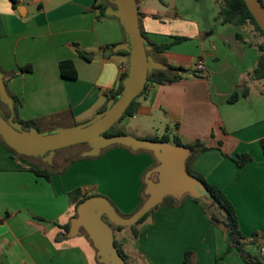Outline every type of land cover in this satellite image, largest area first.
Returning <instances> with one entry per match:
<instances>
[{
	"label": "crops",
	"instance_id": "1",
	"mask_svg": "<svg viewBox=\"0 0 264 264\" xmlns=\"http://www.w3.org/2000/svg\"><path fill=\"white\" fill-rule=\"evenodd\" d=\"M98 2L17 0L13 5L0 0V73L7 94L18 103L12 120H36L42 133H50L87 123L106 110L128 62L125 56H107L104 48L124 43L126 35L111 16L98 17ZM138 10L149 40L187 39L165 52L149 53L155 62L186 72L178 73V82L150 87L134 115L118 128L137 139L167 136L182 145L205 143L209 150L196 156L190 169L233 205L247 240L257 235L246 253L264 262L258 249L264 244V79L252 78L264 37L243 26L221 25L216 0H140ZM66 60L74 65V80L60 75L59 63ZM199 60L206 77L195 71ZM27 66L30 73L19 71ZM234 93L238 100L230 104ZM87 150H60L49 167L58 171L45 179L28 170H38L35 163L0 144V264H91L82 251L67 245L75 237L66 233L60 238V226L76 216L79 199L70 198L76 189L112 193L121 214L137 210L139 177L153 168L152 158L123 148L83 157ZM243 154L250 162L239 168L234 160ZM142 225L140 234L123 229L114 235L127 264H183L186 251L194 253L193 264H249L228 248V235L213 227L190 198L158 208ZM94 261L98 264L96 256Z\"/></svg>",
	"mask_w": 264,
	"mask_h": 264
},
{
	"label": "water",
	"instance_id": "2",
	"mask_svg": "<svg viewBox=\"0 0 264 264\" xmlns=\"http://www.w3.org/2000/svg\"><path fill=\"white\" fill-rule=\"evenodd\" d=\"M140 0H107L113 7L105 15L118 19L126 42L116 45L112 53L125 52L129 55L128 73L122 85L123 90L116 100H110L106 110L87 123L70 128H58L50 133L38 132L36 128L23 130L21 125L7 121L0 115V138L5 145L20 156L40 158L48 167L57 151L86 144L88 150L83 157H98L106 148L120 146L132 152L152 153L157 165L144 177L146 196L142 205L129 217H121L110 201L102 196L86 199L78 204L76 216L69 223L68 238H74L83 231L95 250L98 264H125L114 245V234L109 224L129 228L138 223L147 213L163 202L166 197L179 201L188 195L193 199L212 200L204 184L186 171V160L190 150L183 145L174 146L160 140L137 139L120 134L105 137L104 134L121 120L131 102L144 89L147 75L155 70L166 71L167 67L147 55L152 50L141 35L137 3ZM256 24L264 33V0H243ZM0 102L13 113V101L6 92L0 73ZM156 176V180L152 177ZM103 217L108 222L103 220Z\"/></svg>",
	"mask_w": 264,
	"mask_h": 264
},
{
	"label": "trees",
	"instance_id": "3",
	"mask_svg": "<svg viewBox=\"0 0 264 264\" xmlns=\"http://www.w3.org/2000/svg\"><path fill=\"white\" fill-rule=\"evenodd\" d=\"M11 1H12V4L15 5L17 0H11ZM260 1H262V0H260ZM216 2L218 4V9H219L217 16H216V21H219L221 25H229L232 27L239 28V27H242V26L249 23V24H252L254 26L255 30L258 31L264 37V33L261 31L259 26L256 24L252 15L248 11L247 7L245 6V3L243 0H216ZM109 7H112V6L107 2V0H99L98 4H96V7H95V10L97 11L98 17L99 18L108 17L105 15V12H106V9ZM137 8H138V3H137ZM138 14H139V16H141V14L139 13V10H138ZM111 18L118 21V19H116L115 17H111ZM140 22H141V20L139 19V26H140L141 35L147 41L148 46H150L152 48V52H155V53L165 52V51L169 50L173 45L184 42L187 40L184 37H172L171 38L172 41L169 43L157 44L155 41L149 40L148 36L142 31ZM118 23H119V21H118ZM126 40H125V42H126ZM113 47L114 46H106L104 48V50L107 51V56H125V57H127V60L129 59V55L125 52H118L116 54L112 53L111 48H113ZM259 51L261 54L258 57L256 67L252 73V78L254 80L264 79V44L259 46ZM149 53H151V51L148 52L147 55H149ZM78 54L81 57H83L84 59H86L87 61H89V58L86 57V55H84L83 53H78ZM166 67H167L166 71L155 70V71H152L151 73H149L147 75V80H146L143 91L141 92V94L139 96H137L131 102V104L129 105V107L127 108L125 113L123 114V117L121 118V120L124 119L125 117H131L134 115V113L138 107V104H139L138 99L141 97H145L147 94V91L150 87L155 86V85L172 84V83L178 82L182 78L181 75H179L178 73L180 72L183 74L184 72H186L181 67H172L170 65H166ZM19 71L30 73L31 67L27 66V67L21 68ZM59 72H60V75L62 76V78H64V79H67V80L76 79V70L74 68L73 63L69 60L62 61L59 63ZM127 73H128V68H126L125 72H123L121 74L118 88L115 92L111 93L110 100H116L119 97V95L121 94V92L123 90L122 83H123L124 79L127 77ZM243 96H245V93H243ZM9 97L13 101V112L15 115V109H16V106L18 103H17V100L15 99V97H13L11 95H9ZM237 100H238V95L234 93L228 98L227 101H228V103L232 104V103L236 102ZM103 111H105V108ZM12 114L13 113H11V111L8 109V107L0 102V115H1V117L7 121L8 119H10L12 117ZM12 121L21 125L23 130L27 131V130H30L31 128H36L38 132H41L40 127L38 125V122L36 120L20 121L17 118H14ZM119 122H117L113 127H111L104 134V136L110 137L113 135L123 134V131L121 129L117 128V126H116ZM152 140H160V141H166V142L170 143L167 136H162L160 138H154ZM0 144H2L4 147H6L12 153V155H14L15 157H19L22 159H29V157L20 156L16 152H14L12 149L7 147L1 138H0ZM80 145L84 146V147H86V149H88L86 144H80ZM172 145L179 146L182 144L177 137H174ZM260 145L262 147V151H263V155H264V139L260 140ZM183 146H185L186 148H188L190 150V155L187 158L186 163H185L187 173L190 174L191 176L199 179L204 184V186L207 189L209 195L211 196L213 202L211 200L206 199V198L193 199L188 195H185L184 197L190 198L193 202L197 203L201 207V210L208 217L212 226L219 227L223 231H225V233L229 237V245H228L229 249H233V248L236 249L238 254L240 255V257H242V259H244L249 264H264V262L260 258L256 257L253 259L246 253V247L248 245L256 244L257 235H254L250 240H247L242 235V233L240 232V229L238 226V219H237V216L235 214L233 205L227 200V198L223 195V193L216 186H213V185L206 183L204 181V179H202L199 175L194 174L190 169V165H191L192 161L196 158V156H198L200 153H202L204 151L209 150L208 147L206 146V144L203 143L202 141L196 140L190 144L183 145ZM114 147L126 149L127 151H129L131 153H146L152 158L153 167H155L157 165L156 160L154 159L152 153H150V152H146V151L132 152L130 149L120 147V146H112L111 148H114ZM59 151L56 152V154H55L56 156H57V154H59ZM102 152L103 151H101V153ZM40 162H41V165H40L41 168L40 169L34 170L33 168H29L28 170L31 171L32 173H34L38 177H43L45 179H49L50 175L52 174L51 173L52 171L49 170V167L46 164L42 163L41 159H40ZM234 162L236 163L237 167L242 168L248 162H250V157H249V155H245V154L238 155L236 157V159L234 160ZM144 188H145V185L142 182L141 188H140V194H141L140 198L141 199H140L139 207L142 205V203L146 199V196H144V194H143ZM81 192L82 191L79 189H76L72 192L73 196L75 198L79 199L78 203L76 205V208H77L78 204L85 201L86 199L91 198V197H95V196H99V195H86V194H82ZM177 203H178V201H176L175 199H173L171 197L164 198L163 202L160 205H157L154 209H152L149 213H147L138 223H143L158 208H160L162 206H166V205L167 206H176ZM116 212H117V210H116ZM138 223H136V224H138ZM109 225L113 230V234H114L115 230L120 231V230L124 229L122 227H115L111 224H109ZM60 229L63 230V232H64L60 235V238H61V236H64V234L68 233L69 224L64 225V226H60ZM60 238H58V239H60ZM114 245L117 248L118 254L123 258V260L125 261V264H127L126 263L127 258H126L125 253L123 252V250L116 245L115 241H114ZM183 257H184L183 258V264H193L194 253L192 251H186L184 253Z\"/></svg>",
	"mask_w": 264,
	"mask_h": 264
},
{
	"label": "rangeland",
	"instance_id": "4",
	"mask_svg": "<svg viewBox=\"0 0 264 264\" xmlns=\"http://www.w3.org/2000/svg\"><path fill=\"white\" fill-rule=\"evenodd\" d=\"M193 12L195 11V9H191ZM200 12H202V13H206L207 11H208V9L207 8H199L198 9ZM243 28L246 30V31H248V30H250V32L251 31H256L255 30V28H254V26L252 25V24H246L245 26H243ZM257 33H259L258 31H256ZM259 35L262 37V35L259 33ZM127 59V58H126ZM127 62H128V60H127ZM194 63H195V60H193L192 61V64H191V66L192 65H194ZM191 70V69H190ZM191 72V71H190ZM195 72V71H194ZM121 122V121H120ZM119 122V123H120ZM119 123L116 125L117 126V128H118V125H119ZM170 143L172 144L173 143V140L172 139H170ZM77 147H79V148H81V149H85L86 147H84V146H81V145H78ZM114 148H117V147H114ZM114 148H111V147H109V148H106V149H104L103 150V152H102V154L105 152V151H107V150H110V149H114ZM71 149V148H70ZM101 154V155H102ZM100 155V156H101ZM22 159V158H21ZM23 160H26V161H28V162H30V163H35V168L36 169H40V165H41V162H40V158H29V159H23ZM42 161V160H41ZM35 170V169H34ZM54 171H52V173H56L58 170L57 169H53ZM150 169L149 168H146V169H144L143 171H142V173H141V175H140V185H141V183L143 182L144 183V177H145V175L148 173V171H149ZM64 170H61V172H63ZM34 174V173H33ZM35 175V174H34ZM154 178H156V176L154 175ZM79 190H81L82 192V194H86V195H99V196H102V197H105V198H107L109 201H110V203L113 205V203H112V200H114L113 199V194L112 193H108V192H106V193H100L99 191H97V190H91V191H88V192H84L82 189H80L79 188ZM144 191V190H143ZM73 196V194L71 193L70 194V198H73L72 196ZM140 192H139V201H140ZM188 198V197H187ZM140 203V202H139ZM114 206V205H113ZM60 208H61V205H60ZM115 208V207H114ZM116 209V208H115ZM138 209V208H137ZM117 210V209H116ZM117 212H118V214H120V216L122 217H124V218H127L126 216H128V215H124V214H121L118 210H117ZM132 215V214H131ZM129 217V216H128ZM70 221H71V219H70ZM70 221H69V223H70ZM142 227H143V225H142V223H138V224H135V225H133V227L131 228V227H129V228H124V229H126L125 231L126 232H130V231H132V232H137L138 234H140L141 233V231L143 230L142 229ZM214 227V226H213ZM215 228H217V229H220L221 231H222V233H224L225 234V231H223L221 228H219V227H215ZM114 235H116V230L114 231ZM68 246H70V247H75V248H78L80 251H82L84 254H85V256H87L88 257V260L90 261V263L91 264H96V262L94 261V256H95V250H94V248H93V246H92V244L90 243V241L88 240V238H87V236H86V234L83 232V231H81V233L79 234V236H77V237H75L73 240H71V242H68V244H67Z\"/></svg>",
	"mask_w": 264,
	"mask_h": 264
},
{
	"label": "built area",
	"instance_id": "5",
	"mask_svg": "<svg viewBox=\"0 0 264 264\" xmlns=\"http://www.w3.org/2000/svg\"><path fill=\"white\" fill-rule=\"evenodd\" d=\"M195 71L197 72V74L201 77H206V69H205V64L202 60H199L196 63L195 66ZM259 253L261 256H264V244H260L259 245Z\"/></svg>",
	"mask_w": 264,
	"mask_h": 264
},
{
	"label": "flooded vegetation",
	"instance_id": "6",
	"mask_svg": "<svg viewBox=\"0 0 264 264\" xmlns=\"http://www.w3.org/2000/svg\"><path fill=\"white\" fill-rule=\"evenodd\" d=\"M153 180H156V178H154ZM103 220L106 221V222H108L107 219H106L105 217H103Z\"/></svg>",
	"mask_w": 264,
	"mask_h": 264
}]
</instances>
